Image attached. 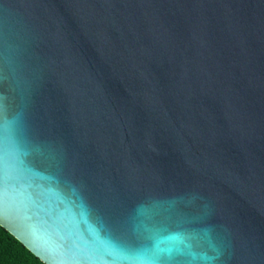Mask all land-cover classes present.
I'll return each instance as SVG.
<instances>
[{"label":"water","instance_id":"95a60500","mask_svg":"<svg viewBox=\"0 0 264 264\" xmlns=\"http://www.w3.org/2000/svg\"><path fill=\"white\" fill-rule=\"evenodd\" d=\"M0 197L46 264H264V0H0Z\"/></svg>","mask_w":264,"mask_h":264},{"label":"trees","instance_id":"16d2710c","mask_svg":"<svg viewBox=\"0 0 264 264\" xmlns=\"http://www.w3.org/2000/svg\"><path fill=\"white\" fill-rule=\"evenodd\" d=\"M0 264H46L0 224Z\"/></svg>","mask_w":264,"mask_h":264},{"label":"snow or ice","instance_id":"6c2138e0","mask_svg":"<svg viewBox=\"0 0 264 264\" xmlns=\"http://www.w3.org/2000/svg\"><path fill=\"white\" fill-rule=\"evenodd\" d=\"M4 212V205H3V199L0 197V217H2Z\"/></svg>","mask_w":264,"mask_h":264}]
</instances>
